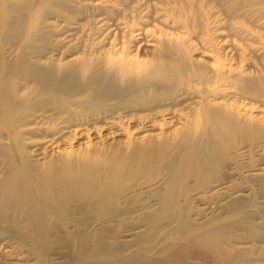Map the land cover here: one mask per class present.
<instances>
[{"label":"bare ground","instance_id":"6f19581e","mask_svg":"<svg viewBox=\"0 0 264 264\" xmlns=\"http://www.w3.org/2000/svg\"><path fill=\"white\" fill-rule=\"evenodd\" d=\"M153 1L0 0V264H188L198 254L218 264H245L247 253H257L253 264H264V209L245 211L264 201L232 196L241 190L230 184L231 172L241 169L237 159L264 149L254 143L264 138V117L212 102L205 96L215 95L194 84L228 81L241 98L264 100V56L262 72L250 79L242 71L230 75L234 69L223 62L230 61L218 55L228 49L239 55L233 39L254 36L243 22L264 28V0ZM140 4L154 21L175 14L180 30L196 32L199 44L227 45L209 47L216 58L205 66L189 55L192 45L180 34L150 30L147 40ZM97 18L101 27H94ZM106 23L123 36L122 44L104 45L109 30L99 37ZM66 26L84 39L66 46L57 38ZM221 29L228 42L216 41ZM133 33L141 43L153 42L144 58L127 52L124 39ZM69 51L75 55L66 60ZM193 91L201 104L188 97ZM167 100L170 107L196 103L181 131L108 143L82 137L88 145L66 147L71 122L81 127L127 118L150 127L169 111L161 103ZM85 132L81 127L74 134ZM249 178L257 182L256 197L264 167ZM221 196L219 215L198 208ZM246 240L258 245L238 246Z\"/></svg>","mask_w":264,"mask_h":264},{"label":"rangeland","instance_id":"374dc122","mask_svg":"<svg viewBox=\"0 0 264 264\" xmlns=\"http://www.w3.org/2000/svg\"><path fill=\"white\" fill-rule=\"evenodd\" d=\"M94 1H97V0H94ZM153 2H154L153 3L154 5L158 3L157 0H154ZM140 5L141 6H138L136 10L139 12L140 17L144 16L142 18V23H143L142 26H144L146 30H148L146 34L148 35L146 36L147 40L149 39L150 30H153L155 33H158L160 30L166 32L167 34L172 33L173 38H175L176 34H180L182 38H184L186 41H188V43L192 45L191 46L192 50L190 51L189 55L192 56L193 58L197 57L200 60H202V63H204L205 66L214 64V61L216 58L214 54L208 51L209 47L211 48V50L213 49L215 50V48L219 50V45H224V47H226L227 43H222V41L219 43L218 41V39L222 37H224V39L227 42L229 41V38L227 37L228 32L224 29H221L217 31L216 33H214V36L217 37L216 41H218L219 45H215V42L213 46H208V45L204 46L205 44L204 45L199 44L196 38V36L197 37L199 36L196 34V32L192 34L193 36L191 35L188 36L184 34L182 30H180L179 25L176 23L175 14L173 15V20L165 21V19H161L160 22L156 20L154 21L155 15H154V18H152L153 16L152 13L151 12L145 13L144 5L143 4H140ZM156 7H158V5ZM116 11H120L121 13V7H117ZM213 11H215V9H213ZM216 16L219 17V14L216 13ZM101 19L102 18H97V24L94 27H101V25L104 24V21L100 22ZM108 24L109 23H106L102 27L100 31L101 35L99 38L103 39L107 30H109L110 34L107 36V38L109 39L107 38L103 39L104 45H108L109 41L113 39H114L113 41L114 44H118V45L122 44L123 36L122 35L117 36V34H115L116 32H114L113 29L111 28L106 29ZM242 24H244L247 31L251 32L254 36H248L245 38V40H241L239 38L233 39L236 45V49L239 52V55L234 54L236 52L229 51V49L225 50L224 52L219 50L220 53L218 55L219 56L224 55L230 61V64L227 61H223L224 65H226L225 68H227L228 65H230L231 69L232 70L234 69L233 72H230V75H235L236 77L237 75L236 72L242 71L248 78L253 79V78H257L259 76V72H262L263 70V63L260 60H262L261 57L264 56V45L257 41H258V38H261L264 40V28L260 27V26H263L262 22L258 24L255 21H251V22H243ZM71 27L72 26H66V32L63 33L62 36L57 37L58 40H61L63 43L66 44V46L68 44L69 45L75 44L78 41L81 42L84 39V37L82 38L81 33H77L76 31H73ZM89 28L90 27L86 26V29L84 30V34H87L89 32ZM63 31L64 30H62V32ZM114 34H115V37L113 38ZM79 36L81 37L79 38ZM138 37L139 36L134 35V33L132 35L127 36V39H124L128 41V43L125 44V47L127 48V52H129V54L144 58L146 57V55L151 53V51L153 50V47L150 45L153 42L148 41L149 44L147 42L141 43L139 42V39H137ZM176 39H179V38L176 37ZM256 39L257 41H255ZM74 52L75 51L66 52L65 59L67 60V59H70L71 56H74L75 55ZM236 61H239V62L237 63ZM240 65L242 66L241 68L239 67ZM194 84H195V88L197 91H203L204 93H206L208 90L211 91L212 94L215 95V98L213 99V96L211 94H209L208 96L206 95L205 97L206 99L212 102L213 101H216L219 103L230 102L232 104H237L240 106V108H245L247 110L246 113L248 115L254 116L256 118L264 117V105L261 104L264 100L261 97H260V100L258 99L249 100V99L241 98L236 89H234L233 87H229L230 83H228V81H222L220 85L217 84V86H214V87H209V84H205L204 87H202L197 82H195ZM189 95L190 96L188 97H191L192 101H196L197 103L201 104L202 99L200 97H197L198 92L193 91V93ZM169 101L170 100L161 102V103H165L166 105L163 108H166L169 111H167L166 113L162 115H159L156 118L154 125L150 127H149L150 123L146 122L143 125H140L136 122L135 119L128 120L127 118L126 119L123 118L121 121H116L114 124H108V125L103 124V122L96 121L95 123H92L91 121H88V122H85L84 126L83 125L81 126L82 128L85 129L86 132L83 133L82 136L78 137L74 133L78 132L79 129L81 128V127H77L76 125V124H79L80 121L78 122L76 121L75 124L71 122L68 125V128H66L67 133L70 132L69 133L70 136H69V139L67 140L66 147L68 150L78 149L82 146H86V144L87 145L89 144L87 142L86 144L85 143L83 144V142H85L86 140L88 141L90 140L91 142L102 140L104 141V143H108V142H113V141H122L126 138L134 139L139 135H155V136L162 135V134L170 135L171 133L175 131H178V130L181 131L185 125L184 118L187 112H189L188 108L190 106H194L196 103L191 102L189 100L180 105L176 104L170 107L172 104H169L168 103ZM146 113L147 111L140 112V114H146ZM200 114L202 113L200 112ZM88 126H90L89 128H92V129L89 130V128H87ZM82 137L86 138V140L81 139ZM254 143L258 146L262 145L264 144V138H259L255 140ZM234 145L228 149V155H227L228 157H231V158L233 157L235 153ZM245 145H246L245 143L240 144L241 147ZM240 146L238 148H241ZM237 160H238V163L241 169L238 172H231V177H230L231 183L230 184H232V186L237 187V189L241 191L239 192L237 191L236 193L232 194V196H241L243 197V199H251V200L253 199L256 202L264 201V197H263L264 187L261 189V194L254 197L251 194L252 193L251 189L258 187L255 185L257 184V182H254L249 178L250 175L257 172L259 168L264 167V149H258L257 151H255V148H254L253 151H247L244 155L242 154ZM225 171L230 172L231 170L226 169ZM222 181H218L217 183L211 182L212 184L210 185L211 186L217 185L219 182H222ZM204 190L208 191V189H204ZM213 191H216V189H214ZM217 192L222 195L225 191L218 190ZM207 194H210V192ZM223 197L224 196H221L219 199H214L213 202L211 203H205L204 205L199 204L198 208H201L204 212L214 211L213 213L214 215H219L220 214L219 208L226 201V199ZM221 198H223V200ZM261 209H264V204H258L256 206H252L251 208L245 209V211H251V213H258V211ZM255 220L260 221L261 219L258 218V216L256 215ZM233 234L240 235V231H236ZM262 244L264 243H261L260 245ZM253 245L257 246L258 244L254 242H250V243L248 242L245 244V242H243L242 244L238 246L241 248H244L245 250H248ZM56 256L57 255L52 256V257L55 258ZM197 257L198 258L196 259L195 258L190 259V260L188 259L186 260V262L188 264H218L212 258L208 256H204L203 254H198ZM256 258H257V253H252V254L247 253V254H244L243 260H247L245 264H253L250 261L255 260ZM59 263L60 262L58 261L57 264Z\"/></svg>","mask_w":264,"mask_h":264}]
</instances>
